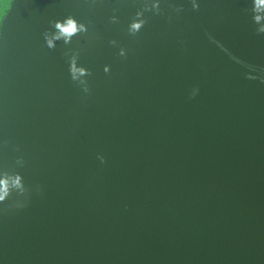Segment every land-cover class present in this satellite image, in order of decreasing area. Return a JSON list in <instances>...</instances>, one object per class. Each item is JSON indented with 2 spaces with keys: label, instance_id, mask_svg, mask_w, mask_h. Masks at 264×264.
Here are the masks:
<instances>
[{
  "label": "water",
  "instance_id": "95a60500",
  "mask_svg": "<svg viewBox=\"0 0 264 264\" xmlns=\"http://www.w3.org/2000/svg\"><path fill=\"white\" fill-rule=\"evenodd\" d=\"M153 2L161 14L145 12L130 36ZM197 3L9 5L0 22V180L10 191L0 264H264V83L247 78L264 77V8ZM69 15L88 32L49 50V21ZM77 52L91 72L88 94L69 75Z\"/></svg>",
  "mask_w": 264,
  "mask_h": 264
},
{
  "label": "clouds",
  "instance_id": "9594fccd",
  "mask_svg": "<svg viewBox=\"0 0 264 264\" xmlns=\"http://www.w3.org/2000/svg\"><path fill=\"white\" fill-rule=\"evenodd\" d=\"M14 2V0H8V3L11 4ZM254 13H258L262 8H264V0H254ZM191 5L192 9L194 11L199 10V4L197 3V0H191ZM183 9L182 8H176L175 11L177 13L181 12ZM145 12H152L156 15L161 14V8L160 4L158 2H153L151 4V7H145L143 11H138L136 13V18L132 20V22L128 26V34L130 36H136L145 26L147 21L144 19V13ZM262 17L261 15H254V20L257 24L260 23ZM112 23H118V20L115 16L111 18ZM50 24V29H55V32L51 30H46L43 33V39L45 41L46 47L49 50H55L56 48V41L63 40L65 45L71 43V39L73 36L78 35L80 33H87L88 28L85 24L79 23L73 16L69 15L67 16L64 20H56V21H49ZM258 35L264 34V27H261L258 29ZM0 41H3V36L0 37ZM110 43L113 46H116V41H110ZM65 55H69L68 53H65ZM119 55L121 57H126V52L124 49H121L119 52ZM78 59H79V53H74L70 56L68 60L69 64V75L73 83L77 84L78 87L82 89V91L85 94H88L90 92V88L88 86V81L86 77L91 76V72H89L86 68L84 67H78ZM254 70V69H253ZM110 69L108 67L104 68V72L108 73ZM248 79H261V83H264V77H256V76H248ZM199 89H193L189 99H194L196 95L198 94ZM101 164L106 163L105 158L103 156H98L97 157ZM20 162L23 163V160L20 159ZM13 186L23 190L24 186L21 184V177L17 176L15 180L13 181ZM36 192L39 194L40 193V188L37 186ZM10 195L9 191V181L7 179L5 180H0V205L5 204V201L7 197ZM26 199L23 203H17L14 204L13 206L18 209L22 210L24 207H26L27 204ZM7 208L4 209L5 212H7Z\"/></svg>",
  "mask_w": 264,
  "mask_h": 264
},
{
  "label": "trees",
  "instance_id": "16d2710c",
  "mask_svg": "<svg viewBox=\"0 0 264 264\" xmlns=\"http://www.w3.org/2000/svg\"><path fill=\"white\" fill-rule=\"evenodd\" d=\"M9 3L6 2L3 8H0V22L2 20V18L4 17L5 13L7 12L8 8H9Z\"/></svg>",
  "mask_w": 264,
  "mask_h": 264
},
{
  "label": "snow or ice",
  "instance_id": "6c2138e0",
  "mask_svg": "<svg viewBox=\"0 0 264 264\" xmlns=\"http://www.w3.org/2000/svg\"><path fill=\"white\" fill-rule=\"evenodd\" d=\"M6 3V0H0V8H3Z\"/></svg>",
  "mask_w": 264,
  "mask_h": 264
},
{
  "label": "rangeland",
  "instance_id": "374dc122",
  "mask_svg": "<svg viewBox=\"0 0 264 264\" xmlns=\"http://www.w3.org/2000/svg\"><path fill=\"white\" fill-rule=\"evenodd\" d=\"M6 2H8V0H6Z\"/></svg>",
  "mask_w": 264,
  "mask_h": 264
}]
</instances>
